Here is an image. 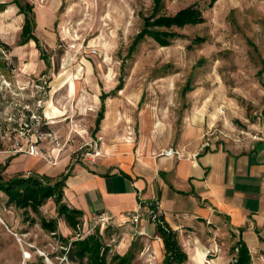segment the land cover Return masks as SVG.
I'll return each mask as SVG.
<instances>
[{
    "label": "rangeland",
    "instance_id": "374dc122",
    "mask_svg": "<svg viewBox=\"0 0 264 264\" xmlns=\"http://www.w3.org/2000/svg\"><path fill=\"white\" fill-rule=\"evenodd\" d=\"M15 1L23 4V0H0V55L13 52L33 57L42 67L30 72V77L18 79V84L29 78L46 80L49 99V83L55 76L53 89L58 82L72 88L75 79V96L85 97L89 106L80 112L77 124L65 125L63 135H56L59 156L63 153L67 157V165L86 159L94 161L100 153V135L92 134L96 113L90 107L91 100L102 88L111 91L119 77L123 79V91L106 102L124 105L116 115L123 122L126 136H130L129 132L135 134L133 154L138 147L145 148L150 143L155 148L166 145L155 154L168 148L178 149L187 119L203 109L216 114L212 127L200 135L201 144L208 143L206 147L212 140L216 144H242L256 141L254 135L264 138V0H161L159 15H174L195 4L202 18L199 23L173 28L176 36L166 47H160L149 36L134 44L146 18H156L153 0H28L33 5L38 44L30 41L25 45H19L23 16L18 14ZM5 43L9 49L2 46ZM37 45L45 51L46 61L40 59ZM13 62L21 71L20 63L14 59ZM63 70L78 76L69 72L57 76ZM186 82L190 90L184 93ZM31 91L27 88L26 93ZM66 95L61 88L54 98L67 100ZM140 96L141 103L136 107ZM143 115L148 123L146 135L141 137L138 129ZM152 120L160 122L157 132L150 128ZM226 120L233 126H226ZM180 151L188 154L186 147ZM30 160L18 157L7 172L23 170ZM57 168L53 167V171ZM30 172L33 171L22 173ZM27 215L33 222L26 220ZM56 217L50 200L40 207L39 215H34L7 206L5 195L0 193V264H86V259L78 261L73 257L70 242L101 229L92 220L84 231L83 218L76 229H71L63 218ZM40 218H55V232L41 229ZM120 228L109 220L100 234L102 245L108 249L106 264H116L111 256L125 252L129 242L121 245L124 238L135 243L131 246L134 258L130 264H156L148 261L153 254L150 241L154 238L147 243L133 234V228ZM195 232L196 235L184 229L178 238L186 251L199 250L204 254L190 257L195 264H233L231 247L237 237L208 224ZM251 260L253 264H264V251L253 250Z\"/></svg>",
    "mask_w": 264,
    "mask_h": 264
},
{
    "label": "crops",
    "instance_id": "0c3cea01",
    "mask_svg": "<svg viewBox=\"0 0 264 264\" xmlns=\"http://www.w3.org/2000/svg\"><path fill=\"white\" fill-rule=\"evenodd\" d=\"M7 55L12 56L17 64L20 63L21 72L25 74L42 68L33 57L27 58L13 52ZM64 72L69 71L63 70L57 76ZM25 74L19 79H25L27 77ZM69 74L78 76L75 72ZM55 77L49 83V99L42 114L46 129L61 137L66 126L77 124L82 114L80 112L85 109L87 111L89 106L85 97L78 99V96H75V79H72L74 82L72 88L69 84L61 86L58 82L53 89L51 85L55 82ZM120 84L121 87L117 89ZM61 88H64L67 94L65 98L67 100L54 98L55 93L57 94ZM122 88L123 79L119 77L118 83L111 91L106 92L102 88L92 97L90 107L96 113L93 114L92 134L99 133L102 141L101 151L97 153L94 161L86 159L67 165L68 161H65L67 157L62 153L58 163L51 165L41 155L32 157L1 150L2 178L7 179L13 173L23 171L48 176H56L64 171L66 180L62 189V202L68 208L82 212L80 219L83 218L85 221L84 231L89 227L93 215L104 213L113 224L120 226V229L127 231L133 228L135 231L133 234L141 236L143 241L149 243V239L154 238L150 241L153 254H150L148 261H154L156 264H163L164 248L150 219V206H155L157 215L162 214L169 226L178 232L177 240L184 229H189L196 235L195 229L204 230L208 224L226 229L232 237H237L235 242L242 241L248 248L250 258L251 252L257 248L264 251V138L256 141L246 140L242 144L232 141L216 144L212 140L208 147L202 148L200 135L212 127L216 118L215 113L203 109L194 111L193 117L187 119V125L184 126L177 144L180 157L165 156L162 152L155 154L159 149H165L166 145L155 148L152 143L145 148L138 147L137 152L133 154L131 148L134 145L135 134L129 132L130 136L127 137L126 131L121 127L123 122L120 116L116 115L124 105L113 103L111 100L106 102L107 98L119 91L122 92ZM188 90L189 82H186L183 92ZM103 93L112 94L103 101V116L94 131L101 105L100 96ZM141 99L142 96L137 99L136 107H139ZM147 123L148 120L143 115L138 129L141 137L146 135ZM149 124L156 132L160 128V122L150 121ZM225 125L233 126L227 120ZM183 147L187 148L188 154L180 151ZM39 148L46 156L51 157L55 154V151H51L49 143L41 142ZM18 157L31 159L30 164L23 170L8 173ZM53 167L58 168L53 171ZM49 200L53 203L51 199ZM128 212L138 215L137 222L125 220L124 215ZM102 231L103 229L98 231L99 235ZM128 236L129 234L126 237ZM126 242H129V245L125 252L113 255L124 256L129 251L132 252L131 246L135 243L124 238L121 245ZM178 243L183 249L180 240ZM183 251L187 258L181 264H195L190 258L195 253L204 256L199 250ZM113 262L117 264V261Z\"/></svg>",
    "mask_w": 264,
    "mask_h": 264
},
{
    "label": "trees",
    "instance_id": "16d2710c",
    "mask_svg": "<svg viewBox=\"0 0 264 264\" xmlns=\"http://www.w3.org/2000/svg\"><path fill=\"white\" fill-rule=\"evenodd\" d=\"M153 12L157 13L161 0H153ZM14 3V2H13ZM18 6V14L23 16V23L20 28L19 45H25L30 41L37 42L34 36L35 29V15L33 12V5L28 0H23V4L16 2ZM147 20L142 24V28L137 35L136 44L144 37L149 36L154 39L160 47H166L170 41L176 36L172 31L173 28H183L185 25L199 23L202 21L200 12L195 4L178 10L174 15H159L156 18L153 16L146 18ZM4 48L9 49L8 45L2 44ZM40 50V58L46 61L47 56L42 47L37 45ZM121 87L118 85L117 89ZM109 94H101V105L95 120L94 131L102 119L104 112V99L110 96ZM1 167V166H0ZM3 168H0V173ZM66 176L64 171L56 176H48L45 174H37L30 172L28 174L16 172L7 179H3L0 175V192L6 197V205L12 206L16 209L23 210V212H30L34 215H39L40 207L43 206L47 200L51 199L55 206V212L58 217H62L64 222L71 229H76L79 224V219L82 212L76 209L68 208L62 202L63 192ZM150 219L154 223L156 232L162 240L164 248L163 264H181L186 260V253L183 251L177 240V232L172 229L165 221L163 215H157L155 206H150ZM27 221L33 222V218L28 215ZM41 229L54 233L56 230V219L46 220L40 218ZM63 241V240H62ZM70 249H72L73 257L78 261L86 259V264H106L108 249L102 245L100 235L96 229L94 233L86 235L84 238L75 239L70 242ZM233 252V264H252L250 253L247 246L242 241H237L231 247ZM134 254L129 251L124 256L113 255L111 260L117 261V264H130L133 260Z\"/></svg>",
    "mask_w": 264,
    "mask_h": 264
},
{
    "label": "built area",
    "instance_id": "2783aa9c",
    "mask_svg": "<svg viewBox=\"0 0 264 264\" xmlns=\"http://www.w3.org/2000/svg\"><path fill=\"white\" fill-rule=\"evenodd\" d=\"M0 151L5 150L14 154L28 156H42L51 165H56L60 153L59 142L56 135L46 130L43 113L44 105L48 100L46 93L47 82L43 79L36 81L29 78L23 84L18 79L24 73L18 70L13 59L7 54L0 55ZM33 73H28L30 77ZM36 77V76H34ZM27 88L32 89L28 94ZM223 111L219 109L221 114ZM253 139H259L257 135ZM41 142L51 145L53 156H46L39 148ZM207 142L202 144L206 148ZM165 156L180 157L177 149L168 148L162 151ZM151 215V211H150ZM128 222H137L138 215L130 212L124 215ZM94 226L104 229L110 220L104 213L91 217Z\"/></svg>",
    "mask_w": 264,
    "mask_h": 264
},
{
    "label": "bare ground",
    "instance_id": "6f19581e",
    "mask_svg": "<svg viewBox=\"0 0 264 264\" xmlns=\"http://www.w3.org/2000/svg\"><path fill=\"white\" fill-rule=\"evenodd\" d=\"M25 258H27V253L24 255Z\"/></svg>",
    "mask_w": 264,
    "mask_h": 264
}]
</instances>
